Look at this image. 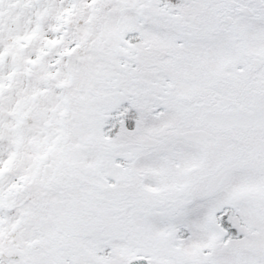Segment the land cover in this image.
<instances>
[{
  "label": "snow or ice",
  "instance_id": "snow-or-ice-1",
  "mask_svg": "<svg viewBox=\"0 0 264 264\" xmlns=\"http://www.w3.org/2000/svg\"><path fill=\"white\" fill-rule=\"evenodd\" d=\"M0 264H264V0H0Z\"/></svg>",
  "mask_w": 264,
  "mask_h": 264
}]
</instances>
